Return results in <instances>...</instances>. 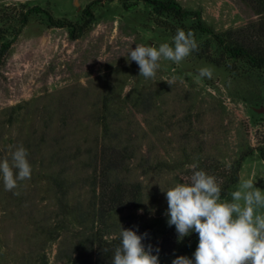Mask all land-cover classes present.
Listing matches in <instances>:
<instances>
[{
  "label": "rangeland",
  "instance_id": "374dc122",
  "mask_svg": "<svg viewBox=\"0 0 264 264\" xmlns=\"http://www.w3.org/2000/svg\"><path fill=\"white\" fill-rule=\"evenodd\" d=\"M174 1L185 17L155 13L148 0H0L2 28L29 7L43 10L28 15L0 63V159L22 144L32 166L18 196L0 178V264H111L119 224L147 233L159 264L191 258L198 236L177 241L162 191L193 163L227 184L222 200L245 180L264 191V67L214 40L264 49V0ZM44 12L85 29L71 39ZM178 28L194 32L198 49L179 64L162 59L154 79L139 76L128 51L171 45ZM204 66L212 77L198 81ZM101 149L117 151L107 180L126 197L99 216Z\"/></svg>",
  "mask_w": 264,
  "mask_h": 264
},
{
  "label": "clouds",
  "instance_id": "9594fccd",
  "mask_svg": "<svg viewBox=\"0 0 264 264\" xmlns=\"http://www.w3.org/2000/svg\"><path fill=\"white\" fill-rule=\"evenodd\" d=\"M197 49L194 32L178 28L171 45L137 44L128 51V60L138 65L139 76L154 79L162 59L179 64ZM212 74L213 66H204L196 79H210ZM9 152L10 158L0 159V178L4 189L18 196L15 190L31 178L32 166L22 144L9 146ZM189 167V177L162 192L167 201V225L175 227L177 241L196 233L198 244L191 258L177 256L171 264H264V191L255 188L253 180H245L231 193V201L222 200L217 178L198 170L196 163ZM147 235L119 224L120 243L111 264H159V248L143 243Z\"/></svg>",
  "mask_w": 264,
  "mask_h": 264
},
{
  "label": "trees",
  "instance_id": "16d2710c",
  "mask_svg": "<svg viewBox=\"0 0 264 264\" xmlns=\"http://www.w3.org/2000/svg\"><path fill=\"white\" fill-rule=\"evenodd\" d=\"M148 2L152 3V8L155 13L166 12L167 14H173L178 17H185L188 14L186 11H182L180 6L174 0H148ZM37 11L43 10H40L35 6L29 7L17 14L18 17L15 20L16 24L10 25L8 28L0 27V63L11 42L18 35L21 27L26 23L28 15L31 12ZM83 12L88 16V18L91 17V14L87 9H84ZM44 14L49 25L55 27H65L67 29V35L71 39L77 38L85 29L84 25L75 26L65 20H54L47 12H44ZM89 22L90 20L88 19L85 22V25ZM196 28L200 29L201 31H205V29L200 26H197ZM8 33H10V37L6 38L5 35ZM227 37L228 36L217 35L214 36V40L217 46H220L222 51L227 54L228 57L234 59H243L254 67H264V49H262V47H259L258 45L249 46L248 44H238L235 40L233 41ZM257 151L259 157L264 160V149L257 147ZM105 154H108L111 157H108ZM117 154V151L113 149L112 154L106 153V151L101 149L99 157L97 158L99 167L98 171L94 173V182L97 184V214L99 216H102L106 212V207L109 209L114 203L120 204V206L124 205V199L126 197L124 190L121 189L118 183L109 184L107 180L109 170H113L119 163ZM226 187L227 184H225L221 189V195L224 194ZM129 196L132 201L130 205H132L136 201L135 195L131 193ZM95 263L98 264L96 261Z\"/></svg>",
  "mask_w": 264,
  "mask_h": 264
}]
</instances>
